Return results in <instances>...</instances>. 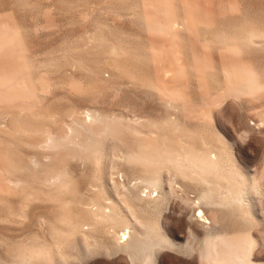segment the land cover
<instances>
[{"label": "rangeland", "instance_id": "1", "mask_svg": "<svg viewBox=\"0 0 264 264\" xmlns=\"http://www.w3.org/2000/svg\"><path fill=\"white\" fill-rule=\"evenodd\" d=\"M146 143L152 164L166 147L220 148L257 192L195 206L207 187L192 171L126 161ZM153 168L172 192L158 207L136 198L153 191ZM91 198L159 219L181 244L162 242L148 264H210L207 234L264 264V0H0V264L44 244L51 264H144L115 247L107 222L74 230Z\"/></svg>", "mask_w": 264, "mask_h": 264}, {"label": "bare ground", "instance_id": "2", "mask_svg": "<svg viewBox=\"0 0 264 264\" xmlns=\"http://www.w3.org/2000/svg\"><path fill=\"white\" fill-rule=\"evenodd\" d=\"M253 37H255V36H253ZM96 119H99V118H96ZM110 119H109V121H110ZM102 120H103V118H102ZM83 122H82V127L87 125V124L84 125L85 122L84 123ZM87 126L89 127V125H87ZM78 127L79 126H77V127L74 126V129L78 128ZM91 129H93V128H91ZM91 131H93V130H91ZM100 131L101 130L99 129V132ZM73 132H76V131L74 130ZM95 135H96V133H95ZM50 137L54 138V139H52V141H51ZM56 137H52L50 135L49 136V138H50L49 140L51 142H53V140L55 141ZM72 137H71V139H72ZM74 137H73V139H74ZM64 139H61V140H64ZM69 140H70V138H69ZM56 141H60V139L59 140L56 139ZM56 141H55V143H57ZM72 141H75V140H72ZM51 142H49V143H51ZM94 142H96V141H94ZM150 143H148V144H150ZM94 144H96V143H94ZM148 144H147L148 148L152 146V144H150L151 146L150 145L148 146ZM82 146H84V145H82ZM209 147L210 146H206V148L203 149L204 151L197 150V151H200V152L195 151L196 149L192 148V147H191L192 150H190V149H188L190 147L187 148L186 146H184V148H185L184 150H183V148L181 150H179L177 148H175V149L172 148L171 150H174L175 152L171 151L170 149L167 150V151H164L166 148L168 149V147H166L165 149L162 150L161 156H157L159 153H158L157 147H155L156 150L155 149H153V150H155L157 152L156 153L154 152L153 154H157L158 153L156 155L155 161L158 158L162 162L164 160H166L165 163L167 165L164 162H163L164 164L160 163V160L156 161V163L159 162L157 164H160L162 167H165V166L169 167L168 165L170 164L171 165L170 168L174 167L173 168L174 172L177 170L176 173L179 172V175L181 173V175L183 174V176H186V177L189 176V175H187L186 171L190 170V171H192V173L194 175V178L188 177L186 179L188 180V179L192 178V180H194L197 184H203V185H205L207 187V189H205L201 193V195L198 197V200L196 201V205L195 206H198V205L201 206V204H204V205L206 204V206H207V204L208 205L210 204V205H213V206H222L223 207V206L232 205V204H235V205L239 204V206L244 204L247 201L248 197L253 193V190L255 189V185H253L252 182H251L252 185H250V183H249L250 180L248 181V178L245 177V175H242L235 168L228 167V165H227V167H225V165H223V161L225 162V159L223 157L226 154L224 156H222V154H224V152L222 153V151H220V148H219V151H218V149H215V147H214V149L212 147L211 148H209ZM148 148H146V149H148ZM151 148H153V146ZM169 148H171V146ZM80 149H82V148H80ZM176 149L179 150V151H177ZM193 149H194V151H193ZM206 149H208V150H206ZM142 151H144L145 153L147 152V153L144 154V152H142ZM150 151H152V149H150V148L147 151L141 150V152L143 153L142 156L140 155V151H139V154H137L138 152H136V153L134 152V154L132 153V155L130 154V151H129V155L130 156L129 155H125V156H128V159H126V161L127 160H133V162H131V163H133L134 165L137 164L138 160L141 161V162L144 161L143 163H145L147 161L148 164H146V163L145 164L138 163V165L141 164V166H143L142 168H145L147 166V167H149L148 169H151L152 168L151 166L154 167L156 163L154 162L152 164V162H149V160L152 159V158H149L150 156L148 155V153H149L152 156ZM163 151H164V154H166L165 152H168V151L169 152L165 156L162 157ZM136 154H137V156H136ZM145 155L147 157L149 156L148 159H147V157ZM152 157L154 158L155 155H153ZM164 158H166V159H164ZM134 161H137V162H134ZM129 163H130V161H129ZM150 163H151V166L149 165ZM157 164H156V166L160 167V165H157ZM144 165H146V166H144ZM156 166L154 168H156ZM158 167H157V169L159 171ZM162 167H160V168H162ZM154 168L151 170V172H150L151 174H153V173H155L157 171V169L154 170ZM148 169H146V170L148 171ZM162 169H164V168H162ZM147 171H146V175H149V174H147V173H149ZM152 171H153V173H152ZM141 172H142V170H141ZM142 173L145 174L144 169H143ZM157 173L158 172H156V174ZM184 173H185V175H184ZM192 173L190 174V176H193ZM54 176H56V175H54ZM154 176H155V178H153ZM154 176L151 177V175H150V179L151 180L148 179L149 181L148 180L146 181L145 179L143 180L144 184H146L147 187L153 188V191L149 195H147L148 193L146 195H141V194H143V192L141 194H137L136 198H137V200H140V202H141V200L149 199L150 201H152L155 204L154 206L158 207V205H160L163 201L166 202V200H169V197H171V195H172L171 193L172 192H168L167 190H165L164 182L161 181L162 177L158 176V174H157V176L156 175H154ZM58 177H60V176L57 175L56 178L58 179ZM139 177H141V176H139ZM60 179H61V177H60ZM142 179L143 178H141V181H142ZM138 181H140V180H138ZM53 182H54V180H53ZM55 182H54V184H56ZM128 182H129V180H128ZM222 182L226 183L225 187H223L221 185ZM52 184H51V186H52ZM65 185H69V184H65L64 183V186ZM121 185H122V183H121ZM130 185L133 186V184H130ZM61 186H58V187H61ZM58 187H55V188L57 189ZM58 189H60V188H58ZM66 190H68V189L64 188L63 192H65ZM127 192H128V190H127ZM255 193H253V194H255ZM257 196H258V194H257ZM110 201H111V199H110ZM114 202H116V201H114ZM114 202L112 201V202H109L108 204L104 203L102 205V204H99V201L96 202L95 199L91 198L90 202L88 203L89 205H85V206H88V208H86V210L82 209L85 212L79 210L80 213H78V215H77V213H75V215H77V216H75L74 219H72V220H74V227H73L74 230L75 229H81V230H83L85 232H89V235H91L90 233L92 231H94L95 226L98 225V224H96L97 222H99V223L107 222L108 223V228L105 229L107 235L110 237V239L112 240V242L115 245V247L125 249V250H127V252L129 251L128 253H130V256H131V259H132L133 263H135L138 260L143 261L144 264H148L151 261H154V259L156 257V253L158 252V250L161 249L160 245L163 244L162 242H164V244H168L169 246L170 245L174 246V247L175 246H181V244L179 245L178 243H176L173 240V238L171 239L169 237L167 232H165L164 227L161 226V224L159 222V219L153 218L150 221L149 218L151 216L149 218H147V217H144V215H142V216H139V214L136 215L134 212L130 216L129 214H131V213L129 212L130 211L129 207H128V212H129L128 213L127 210L124 209V206H121L120 204L118 205V202H117V204H115ZM190 207H192V206H190ZM203 209H199L198 210L197 220L204 227L210 228L211 225H212V220H210L205 215V211ZM125 211L130 216V218L127 217V215H125V213H126ZM68 222L70 223V221H68ZM175 222H176V220H175ZM173 224H174V222H173ZM177 224H178V222H177ZM213 224H214V222H213ZM138 225H140V227L143 229V231L140 230ZM174 225H172V226H174ZM172 228H175V226L172 227ZM70 230H72V229L70 228ZM162 231H164V233L167 236V238L161 239V232ZM93 234H94V232H93ZM191 236L192 235L190 234V237ZM195 238H197V237L194 236V239ZM250 238H251V241H252V244H251V249H252L253 248L252 245H254V239H253L251 234H250ZM95 242H96V244H99L98 240H96V238H95ZM44 245L45 246L41 245V247L37 246L38 248L35 246L36 247L35 248L33 246V244H32L31 245V247L33 246L32 249H30V250H28V248H27V250H26V248L24 249V250L28 251L27 253L25 251V253L23 252L21 254L20 253L21 251H20L19 252L20 254L18 255L17 254L18 252H17L16 254L18 256L16 258H18V257L19 258L17 260L15 258V262L18 261V264L19 263L20 264L21 263L22 264H24V263H27V264L28 263H30V264H47L48 263V264H51V263H49V262H51V260L53 261V258L50 255V248L51 247H49L47 244H44ZM46 245H47L48 248L46 247ZM186 246H188V245L186 244ZM204 246L206 247L205 253H207L206 256H208L210 264H222V263H224V261H226L229 264H233L234 261H238L241 264H252V261H251V258H250V255H251L252 251H251L249 256L248 255H247V257L244 256V252L243 251L239 252L238 250H236V249H238V247L236 249L233 248L234 245H233V243H231L229 241V237H227V236H223V235H220V234H207L204 237ZM52 248H53V245H52ZM112 248H113V246H112ZM112 248H110V249L108 248L107 249L108 254H110V255L118 254L119 251H116L117 248H116L115 252H111ZM88 249L87 250L90 251V248H88ZM51 254H53V253H51ZM201 256L203 258V256H204L203 253L201 254ZM143 262H141V263H143ZM226 262H225V264H227ZM234 264H236V263H234Z\"/></svg>", "mask_w": 264, "mask_h": 264}]
</instances>
